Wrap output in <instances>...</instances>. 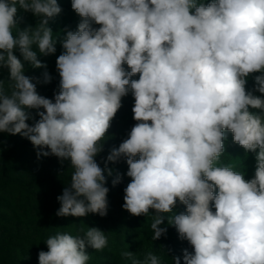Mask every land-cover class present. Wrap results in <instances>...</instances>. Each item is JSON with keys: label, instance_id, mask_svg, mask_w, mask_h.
<instances>
[{"label": "clouds", "instance_id": "clouds-1", "mask_svg": "<svg viewBox=\"0 0 264 264\" xmlns=\"http://www.w3.org/2000/svg\"><path fill=\"white\" fill-rule=\"evenodd\" d=\"M71 8L80 17L75 30L54 37L58 0H0V71H8L0 133L26 138L38 159L70 161L55 215L106 217L108 177L113 187L122 181L110 165L124 161L122 208L151 214L153 241L171 226L192 249L173 264H264V0H71ZM19 10L35 25L21 28ZM58 43L59 88L50 99L37 90L53 79L39 56L55 54ZM26 63L44 69L41 77L25 75ZM129 94L136 123L101 167L96 157ZM229 134L254 156L250 179L221 161ZM44 243L38 264H88L87 249L109 241L88 227ZM120 255L164 264L152 251Z\"/></svg>", "mask_w": 264, "mask_h": 264}, {"label": "rangeland", "instance_id": "rangeland-1", "mask_svg": "<svg viewBox=\"0 0 264 264\" xmlns=\"http://www.w3.org/2000/svg\"><path fill=\"white\" fill-rule=\"evenodd\" d=\"M58 3L63 11L53 21H50L54 37L59 34L62 37L65 29L75 30L80 20L71 8V0H58ZM18 16L23 17L19 25L21 28L28 25L34 26L36 23V18L29 12L19 10ZM62 51L58 43L55 54L47 57L39 56V59L46 63L47 71L53 79L49 84H37V90L41 95L50 99L59 88L60 78L56 70V58ZM15 54L19 56L18 51ZM43 71L44 69H33L27 63L25 64V75L41 77ZM7 78V69L0 71V79L6 80ZM133 78L138 79V75ZM253 85L254 78L250 76L247 87L251 89ZM133 104L134 98L131 94L122 99V107L112 121V126L104 141V150L96 157L101 167H103V158L107 156L110 149L118 147L136 123L132 118ZM32 115L35 116V110H32ZM32 122V120L28 121L30 124ZM225 143L226 152L221 157V161L225 164L232 163L235 170L245 172L246 179L252 178L255 168L254 156L248 154L245 157L244 150L231 142V134ZM110 167L122 174V181L113 187L112 177H108L106 186L110 191L106 217L94 214L79 218L57 217L55 213L60 205L56 198L62 194L63 188L70 184L73 171L70 161L66 160L61 163L54 156L38 159L36 149L26 138L0 133V264H38V252L47 251L44 242L50 235L57 232L82 235L88 227H98L105 231L109 241L108 247L102 251L87 249L90 255L88 264H124V262H130L120 255L125 249L136 251L143 258L146 250H155L154 246L159 250L162 244H166L172 238L173 231L177 234L175 228H168L167 235L156 241L152 239V232L141 234L142 229L137 225L143 221L142 216L134 217L122 208L123 190L130 182V178L126 176L127 164L121 161ZM176 211H183V205ZM113 220L115 223L112 222ZM129 220L130 223H128ZM130 230H134L136 235L130 239L124 238V234L129 233ZM117 235H120V240L117 239ZM134 241L137 244L132 247ZM183 244L188 245L185 241ZM182 252L183 250L176 256L182 257ZM160 257L164 264H173L166 255ZM181 264H183L182 260Z\"/></svg>", "mask_w": 264, "mask_h": 264}, {"label": "trees", "instance_id": "trees-1", "mask_svg": "<svg viewBox=\"0 0 264 264\" xmlns=\"http://www.w3.org/2000/svg\"><path fill=\"white\" fill-rule=\"evenodd\" d=\"M178 207H181V205L178 204ZM177 207V208H178ZM143 221L139 222L137 227L141 228L142 233L141 234H146V233H151L152 229H151V222H152V217L151 214H149L147 217L142 216ZM141 218V219H142ZM112 222L115 223V221L113 220ZM128 223H130V220L128 221ZM168 228H173L171 226H168ZM175 231L172 232V238L166 242V244H162L161 248L158 250V248L156 246H154L153 248L155 250H146L143 254H146L148 251H152L154 254L161 256V255H166L167 259L173 263L172 261V257L178 255L179 252H181L183 249L188 248L189 251L191 250L190 245L188 244H183L184 241L181 242L180 239L177 238L178 234H174ZM174 234V236H173ZM133 235H136V232L134 233V230H130L129 233L124 234V238L126 239H130V237H133ZM118 240H120V235L116 236ZM133 240V239H132ZM161 240V239H159ZM187 241H185L186 243ZM137 244V242L134 241L133 246L135 247ZM177 245V246H176ZM124 262V261H122ZM124 264H131L130 262H124Z\"/></svg>", "mask_w": 264, "mask_h": 264}]
</instances>
